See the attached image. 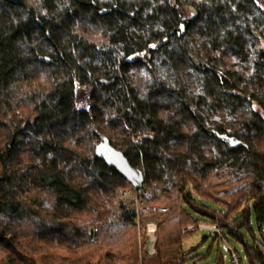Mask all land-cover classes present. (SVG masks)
I'll return each mask as SVG.
<instances>
[{
    "label": "trees",
    "instance_id": "obj_1",
    "mask_svg": "<svg viewBox=\"0 0 264 264\" xmlns=\"http://www.w3.org/2000/svg\"><path fill=\"white\" fill-rule=\"evenodd\" d=\"M263 43L264 0H0V264L139 260L132 184L96 155L102 136L169 207L159 249L214 223L264 264L243 231L264 232Z\"/></svg>",
    "mask_w": 264,
    "mask_h": 264
},
{
    "label": "rangeland",
    "instance_id": "obj_2",
    "mask_svg": "<svg viewBox=\"0 0 264 264\" xmlns=\"http://www.w3.org/2000/svg\"><path fill=\"white\" fill-rule=\"evenodd\" d=\"M193 13L194 11L192 9H189L188 14L191 16ZM263 48H264V43H263ZM89 94H90L89 87L81 85V84L77 85V106L79 110L90 108L91 100H90ZM138 141L142 142L143 136L138 138ZM125 197L127 198V196ZM158 206L166 207L169 209L167 205H158ZM165 212L152 211V212L143 214L142 218L144 215H149V218L145 222V224L142 223V234H141V229H140L141 218L138 221L135 217V223L138 228L137 242H138L139 260L134 261V260L128 259L125 261L117 262L116 264H143L144 261L154 259L159 256L162 257L164 262H167V263L175 262L177 259L182 258L185 254L190 253L191 250H193L191 252V255L192 254L197 255L195 259L198 260L199 264H214V263H217L218 260L220 259H223L224 264H231V253L226 243L222 241L212 230L206 229V228L199 227L195 229L194 231L190 232L185 238L182 239V242L180 245H177L174 247H162L161 249H159L158 248L159 223H160L159 215H162ZM252 222H253L252 225H253V230H254L253 232L254 236L250 234L248 231H246V229H243V231L246 233L248 241L250 243L256 242L264 252V238H263L264 232H261L259 230L255 219H253ZM149 223H154L157 225L156 244H155L156 253L152 256L146 253V248L150 244V236L148 235V224ZM90 226H93V225H90ZM226 236L228 237L229 244H232L236 247L237 251L239 252V254L244 260V264H249L244 244L241 241L230 237L229 234H227ZM18 242L23 247L26 246V248L29 250L30 253L31 252L34 253V251L31 249L32 247L41 246L42 247L41 251L44 252L46 255H52V254H55V252H57V254H60L62 257L87 256L88 255V253L81 254V251L80 252L78 251L77 253L64 251L65 248L63 247L53 248L52 245L47 246L45 244L46 242L43 243L39 241V242L31 243L30 237H22L18 240ZM90 248L93 250L95 249V247H92V246ZM97 263H98L97 261L92 262V264H97Z\"/></svg>",
    "mask_w": 264,
    "mask_h": 264
},
{
    "label": "built area",
    "instance_id": "obj_3",
    "mask_svg": "<svg viewBox=\"0 0 264 264\" xmlns=\"http://www.w3.org/2000/svg\"><path fill=\"white\" fill-rule=\"evenodd\" d=\"M134 195L136 198V219L139 221L141 215L149 212H165L167 211L168 208L158 206V205H151L147 204L144 202L143 199L139 197L141 194V187H134L131 186L130 188L126 189L124 191L125 196L129 195ZM206 228L212 230L222 241L226 243L228 246V249L231 253V264H244V260L237 251L236 247L232 244H229L228 242V237L223 233L222 227L219 224H214V223H205V222H200V223H195V224H189L184 228V231H194L197 228ZM99 230L98 226H90L89 228V234L92 236L94 235L97 231ZM156 230H157V225L154 223H149L148 224V235L150 236V244L146 248V253L148 255H154L156 253Z\"/></svg>",
    "mask_w": 264,
    "mask_h": 264
},
{
    "label": "water",
    "instance_id": "obj_4",
    "mask_svg": "<svg viewBox=\"0 0 264 264\" xmlns=\"http://www.w3.org/2000/svg\"><path fill=\"white\" fill-rule=\"evenodd\" d=\"M42 60H46L45 57ZM236 146H243V142L235 143ZM96 155L105 161V163L115 168L123 175L134 187H142L144 181V172L139 167L133 165L125 153L116 148L108 136H102L96 146Z\"/></svg>",
    "mask_w": 264,
    "mask_h": 264
},
{
    "label": "crops",
    "instance_id": "obj_5",
    "mask_svg": "<svg viewBox=\"0 0 264 264\" xmlns=\"http://www.w3.org/2000/svg\"><path fill=\"white\" fill-rule=\"evenodd\" d=\"M186 240V239H185ZM187 241V240H186Z\"/></svg>",
    "mask_w": 264,
    "mask_h": 264
}]
</instances>
